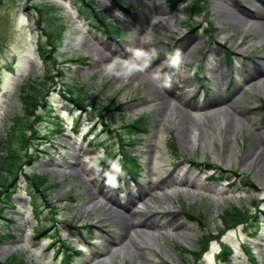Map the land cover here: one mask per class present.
Wrapping results in <instances>:
<instances>
[{
  "label": "rangeland",
  "instance_id": "374dc122",
  "mask_svg": "<svg viewBox=\"0 0 264 264\" xmlns=\"http://www.w3.org/2000/svg\"><path fill=\"white\" fill-rule=\"evenodd\" d=\"M88 1V10L119 29L118 38L103 26L96 29L95 17L88 19L78 0H0V159L12 120L24 113L21 95L33 92L31 87L42 95L35 107L40 119L32 125L36 135L27 136L32 139L23 149L13 142L18 180L3 193L10 204L0 198V264L9 259L12 264H140L141 255L144 264H264V226L248 237L252 220L264 217V33L255 29V20L228 12L223 0ZM187 4L195 6L194 14H188ZM36 8L56 19L54 28H65L63 46L45 60L38 46L46 48L43 35L51 26ZM132 39L146 45L150 66L128 79L103 75L104 65L126 61L110 51L123 54ZM97 51L110 61L97 66ZM176 52L180 63L172 67L169 57ZM196 63L205 80L200 85L190 71ZM74 98L83 99L84 109L71 103ZM168 109L172 117L163 115ZM139 116L148 125L136 139L128 125ZM189 127L198 129L195 145ZM181 129L189 143L182 142ZM225 130L228 140H221L218 134ZM119 139L132 145L124 151L140 167L135 179L119 172ZM107 155L114 157L107 161ZM191 162L214 171L197 170ZM26 176L44 183L35 189ZM221 177L227 181L218 182ZM6 179L0 169V186ZM141 187L147 192L128 205L129 193L136 195ZM117 201L135 221L155 219L159 227L120 233L117 228L124 226L111 214L120 211L111 203ZM230 208L244 209L252 218L222 237L230 248L228 261L220 257V241L210 242L196 260L201 237L221 231L222 214ZM164 211L171 214L161 216ZM73 226L81 227L79 233ZM52 238L74 251L72 261H64Z\"/></svg>",
  "mask_w": 264,
  "mask_h": 264
},
{
  "label": "trees",
  "instance_id": "16d2710c",
  "mask_svg": "<svg viewBox=\"0 0 264 264\" xmlns=\"http://www.w3.org/2000/svg\"><path fill=\"white\" fill-rule=\"evenodd\" d=\"M174 2L176 1H183V0H173ZM78 6L80 8V10H82V12H85V16L86 17H91V16H95L94 11L88 10V8L90 9L91 4L88 0H78ZM37 9V8H36ZM52 9V8H49ZM189 13L194 12V10L192 9V7L189 8ZM38 14L42 17L43 13L44 14V18H45V22L47 23V26H51L50 31H47L44 33L43 37L46 39V45H43V47L45 46L46 48H42L41 45L38 46V51L42 57L43 60L46 59V55L47 53H50L51 51H54L58 48H60L61 46H63L64 44V34H65V28H58L59 26L57 25L56 28H54V24L56 23V19H53L50 16H47L48 12L45 11V9L41 8V9H37ZM93 12V13H91ZM94 21L97 23V28L99 29V26H103L105 27L106 31L108 33H112L114 34L116 37H118V32L119 29L116 28L115 26H110L109 24H107L104 19H102L101 17H96ZM110 33V34H111ZM46 49V50H44ZM197 71H198V67L197 65L195 66V68H193V74L197 75ZM31 89L33 90V92L31 91V93H27V94H22L21 95V100L23 101V105H24V113L22 116L16 117L12 120V126L10 128V130L8 131V136L7 138L3 141L2 143V157L0 159V169L1 170H5V172H7L9 179L4 180L6 181L4 184H1L0 186V198L1 200L6 203V204H10V196L4 195L3 193L6 192V190L8 189V187H10L13 183H15V181L18 180V176L14 174L13 169H14V165L16 164V159L17 157H15L14 152H13V142L14 140L18 143V146L20 149H23L26 147L28 141L32 138H28L27 136L31 135L30 137H34L36 135V130L32 129V125L36 122L37 119H40V117H36L37 111L35 109L36 104H38V101L40 98H42V95L39 96V94L41 93V91H38L36 89H33L31 87ZM81 102L83 101V99H79ZM79 100H77L76 98H74V100H72L71 103L75 104V105H80L82 108L84 109V103L82 104ZM262 121L264 122V104H262ZM91 108H95L94 106H91ZM148 125V121L146 119L145 116H139L136 119H134L132 121L131 124L128 125V134L131 137H135L136 139H139L138 137L139 132H145V128ZM33 133V134H32ZM134 139V138H133ZM119 145H120V150L121 153L118 154L120 159L122 160V164H121V168H124L126 172H128V175L135 177L138 174V170H139V165L137 164V160L136 158L133 157V155L129 154V152L124 151V146L128 145V146H132L130 144H123L122 141L119 139ZM27 158L30 157V155H26ZM114 157V155L109 156L107 155V161L112 159ZM30 160V159H29ZM193 166H195L196 168H203L205 170H213L214 168H212L211 165H204V164H196L194 162H191ZM104 165V164H102ZM236 176H238L237 172H233ZM28 180H30L32 182V184L34 185L35 189L38 188L40 185H42L44 183V180H42L39 177L36 176H26ZM225 177V176H224ZM13 178V179H12ZM221 179H226V178H222ZM243 181V185L246 187H252L248 182H246L244 179ZM254 187V186H253ZM34 199V198H33ZM32 207V213L37 214L39 212L37 205L33 202V204L31 205ZM1 212V211H0ZM190 215V213H188ZM1 215V213H0ZM192 218V215H190ZM251 217H246L245 214V210L244 209H238V208H230L227 209L223 212L222 214V225L224 226L225 229H229L231 227H235L236 225L240 224V223H247L250 220ZM193 219H195V217H193ZM199 220H201L200 218H198ZM253 221L256 223L258 222L255 219H253ZM259 227V223L256 224V231L257 228ZM44 230V229H43ZM43 230L39 231L38 233L40 234ZM254 232V235L257 234V232ZM211 234H206L203 235L200 239V245H201V249L205 248L208 242V238ZM53 243V242H52ZM61 248L63 249V251L65 252V261L69 262L72 259V256L68 253L69 251H71L69 249V247L64 243V242H59ZM223 252L228 253V249L224 248ZM249 253V252H248ZM77 254V253H76ZM67 255V256H66ZM3 264H12L11 260H7V262L3 263Z\"/></svg>",
  "mask_w": 264,
  "mask_h": 264
},
{
  "label": "bare ground",
  "instance_id": "6f19581e",
  "mask_svg": "<svg viewBox=\"0 0 264 264\" xmlns=\"http://www.w3.org/2000/svg\"><path fill=\"white\" fill-rule=\"evenodd\" d=\"M259 4H256L253 0H239V3L237 1H228V0H223V6L224 8L231 13V10L234 11V12H237L239 14L242 15L243 18H246V19H251V20H255V23H254V27L255 29L261 31L264 33V0H256ZM213 2H217L216 0H213ZM242 2L244 4H246L248 7H245ZM225 11V10H224ZM155 22H157V24H161L162 21H160V19L156 18ZM172 25V24H171ZM164 27H167L166 25H164ZM96 41H98L100 43L99 40L96 39ZM130 47L129 50H127L126 52H124L123 54H118L117 52H113V51H110L112 57L114 56H120L126 60L130 59L131 58V52L132 50H136V49H143V50H146V45L145 44H140V43H137L136 42V39H132L130 40ZM186 45V42L182 43L181 44V48H184ZM88 46V45H87ZM103 47V49L105 48L104 45H101ZM105 50H108L107 48H105ZM97 55H98V59L96 61V65L99 66L101 63H107L108 61H110V57L104 53V52H101V51H97L96 52ZM251 78H253V75H251ZM124 79H128V78H124ZM123 81V79H122ZM164 116H168V117H172L173 116V111H169L166 110L164 113H163ZM222 123H224L225 121L222 119L221 120ZM187 129V128H186ZM186 129H181L179 130V135H180V138L182 140L183 143H189L187 141V138H185L187 135H186ZM188 130H191L190 131V134L192 135L191 136V139L192 141H190L191 144H194L197 143V141L199 140V137L197 138V131L198 129L197 128H192V127H189ZM225 130L224 131V134L221 135L220 133L218 134V137H220V139H225V140H228V132H231V133H234L233 130ZM231 134H229V137H230ZM211 140H213V136H210ZM246 162H250V158H247L245 160ZM142 188V187H141ZM147 191L144 190L142 188V191L137 193L136 195L132 194V193H129V204L130 205L132 202H135L138 198H141ZM153 199H156V198H153ZM113 206H117L119 207L120 211H114L112 212L111 214H115V216H117L118 220H119V224L123 225L124 227H121L119 225V227L117 228L118 231L120 233H126V232H130V231H134L135 228L138 229V232L136 233H139V234H145V233H149L147 231H151V230H154L156 228L159 227L158 224L155 223V219L153 220H150V219H141V220H137L135 221L136 219L133 218L134 217V213L133 214H130L128 212V210L126 211V208L123 207V205H120L117 201L118 204L114 203V202H111ZM125 205V204H124ZM126 213H128V215L126 216ZM167 214H171V212H162L161 213V216H167ZM112 218H114L113 216H111ZM123 220V221H122ZM126 220V221H125ZM126 225H125V223ZM174 224V222H170L168 224V226H172ZM121 227V228H120ZM177 228H181L180 225L177 226ZM130 243L131 245L134 247L136 245H138V243L134 240V239H130ZM138 261L140 264H144L146 262V259L144 258V255L142 256H138L137 257Z\"/></svg>",
  "mask_w": 264,
  "mask_h": 264
},
{
  "label": "clouds",
  "instance_id": "9594fccd",
  "mask_svg": "<svg viewBox=\"0 0 264 264\" xmlns=\"http://www.w3.org/2000/svg\"><path fill=\"white\" fill-rule=\"evenodd\" d=\"M180 53L172 54L169 59L172 67L178 66L180 63ZM152 56L149 52L143 49L132 50L131 58L124 61L123 65H118L115 62L108 63L103 67V75L108 77L130 78L137 72L145 71L151 63ZM170 87V84L168 85ZM112 186L115 185V177H113Z\"/></svg>",
  "mask_w": 264,
  "mask_h": 264
}]
</instances>
